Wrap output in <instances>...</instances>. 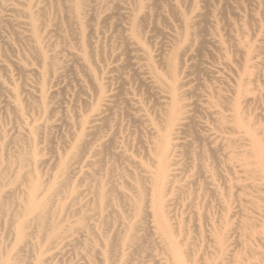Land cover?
<instances>
[{"label": "rangeland", "instance_id": "1", "mask_svg": "<svg viewBox=\"0 0 264 264\" xmlns=\"http://www.w3.org/2000/svg\"><path fill=\"white\" fill-rule=\"evenodd\" d=\"M0 264H264V0H0Z\"/></svg>", "mask_w": 264, "mask_h": 264}]
</instances>
